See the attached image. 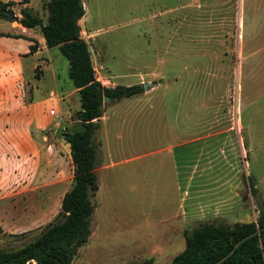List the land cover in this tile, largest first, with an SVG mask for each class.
Wrapping results in <instances>:
<instances>
[{"label":"rangeland","instance_id":"obj_1","mask_svg":"<svg viewBox=\"0 0 264 264\" xmlns=\"http://www.w3.org/2000/svg\"><path fill=\"white\" fill-rule=\"evenodd\" d=\"M1 1L20 18L28 6L48 20L49 0ZM83 2L81 36L97 79L150 88L104 105L93 232L71 264H169L186 247L185 231L202 222L257 220L264 142L252 141L247 155L246 93L254 79L248 72H264V0ZM0 33L38 42L27 55L9 50L13 42L0 45V64L8 63L13 78L8 89L0 83V150L11 154L16 171L10 188L8 177L0 179V249L17 250L62 220V198L74 179L63 133L78 126L81 99L68 59L47 47L40 27L0 18ZM20 55L23 70L15 69ZM11 105L15 111L5 112ZM169 145L181 186L191 178L189 189H179Z\"/></svg>","mask_w":264,"mask_h":264},{"label":"trees","instance_id":"obj_2","mask_svg":"<svg viewBox=\"0 0 264 264\" xmlns=\"http://www.w3.org/2000/svg\"><path fill=\"white\" fill-rule=\"evenodd\" d=\"M11 4L0 0V18H12ZM47 8V22L27 6L22 9L20 23L28 29L40 27L47 47H58L69 61V77L81 99V110L76 115L78 126L63 133L70 144L74 179L62 198V220L49 224L40 236L17 250L0 249V264L72 263L78 248L89 241L93 232V198L100 189L95 139L104 113V98L120 101L145 90L142 83L109 87L97 79L88 43L81 36L79 20L86 13L83 0H49ZM0 37L14 35L0 33ZM37 44L35 41L30 45V53L36 52ZM248 181L251 194L256 197L258 188L250 178ZM258 230L221 264H264V200L255 221L229 225L216 219L185 231L186 247L169 264H214L229 254L240 239Z\"/></svg>","mask_w":264,"mask_h":264},{"label":"crops","instance_id":"obj_3","mask_svg":"<svg viewBox=\"0 0 264 264\" xmlns=\"http://www.w3.org/2000/svg\"><path fill=\"white\" fill-rule=\"evenodd\" d=\"M6 42H13L14 43V45L12 44L13 46L11 45L9 47V48H11L9 50L13 51V53H14V51L16 53L17 49L22 51L25 54L30 52L31 43L27 39L19 38L18 40H16V39H11V38L8 39V38H5V37H0V45L4 46L6 44ZM18 44L25 45L28 48L26 50L20 49ZM0 49L4 51L3 47H1ZM11 51H9V52H11ZM250 56L251 55H249L248 58H250ZM24 60H25V56L20 55L17 58V60L15 61V64H16V68L15 69L20 70V68H22V70H23V68H24ZM7 65H8L7 62H4V63L0 64V83L1 84H5L3 86H5V87L7 86V89H8L9 87H11L13 85V83H12L13 78L10 76V71L8 70V66ZM248 73H249V75H252V73H253V77H254L253 80L249 81L250 84L248 82L249 87L247 88V93H246V95H247V97H246V104H247L246 105V111H247L246 138H247V146H248L247 155L249 156L250 151L252 150V146H251V142L252 141L259 140L261 142H264V72L262 73V72H256L255 70H251ZM242 90H243V88L241 89V92H240V99H242L244 97V93H242ZM8 96H9V94H8ZM38 103H40V102H37L36 104H38ZM3 109H5V112H11V111H15L16 108L14 107V105H11V107L10 106L9 107H3ZM46 116H48V115H46ZM24 135L27 136L26 134L23 133L22 136H24ZM67 147H68L69 155L67 153L66 156L68 158L72 159L70 144H67ZM14 148H15V146H14ZM166 149L168 151L172 152V160H173V162L175 164V168H176V171H177L176 174L178 175L177 184H180L179 189L181 190L182 187H184L185 189H187V187H188V189H189L190 188V183H191V178L188 175H187L188 179L186 178L184 180L185 183H187V186L186 185L181 186V178H180L181 174L179 172V167H178V164H177V158H176L174 146L173 145H169L168 147H166ZM15 151L13 150L14 153H16ZM11 158H12L11 154L0 150V174H1L0 175V179H1V177H8V182L4 184L5 189L10 188L11 184H12V181H13V180H11V173H12L11 171L12 170L14 171V169L12 167H10L11 160H12ZM18 160H21L19 162V165H21L22 164V159H18ZM3 168L5 170H3ZM14 174H16V171H14ZM13 184H14V182H13ZM185 194H187L186 191H185ZM187 196L190 198V192L188 193ZM181 208L184 209L183 210V214H187L185 206L181 207Z\"/></svg>","mask_w":264,"mask_h":264},{"label":"water","instance_id":"obj_4","mask_svg":"<svg viewBox=\"0 0 264 264\" xmlns=\"http://www.w3.org/2000/svg\"><path fill=\"white\" fill-rule=\"evenodd\" d=\"M10 15H11L12 18H14L17 22L20 23L21 18H20L19 16L15 15L14 11H10ZM149 88H150V83H149V82L145 83V89L148 90ZM110 100H111V98H110L109 96H106V97L104 98V102H105V103L108 102V101H110ZM259 232H260V231L258 230V231H256V232H254V233H252V234H250V235H248V236H246V237L240 239V240L235 244V246L233 247V249L230 251L229 254L225 255L224 257H222L219 261H217V262L214 263V264H221L222 262H224V261H225L230 255H232V254L235 252L236 248H237V247H238L243 241H245V240H246L247 238H249L250 236H253V235H255V234H258Z\"/></svg>","mask_w":264,"mask_h":264},{"label":"built area","instance_id":"obj_5","mask_svg":"<svg viewBox=\"0 0 264 264\" xmlns=\"http://www.w3.org/2000/svg\"><path fill=\"white\" fill-rule=\"evenodd\" d=\"M50 113L54 115V114H56V110H55V109H52V110L50 111Z\"/></svg>","mask_w":264,"mask_h":264}]
</instances>
